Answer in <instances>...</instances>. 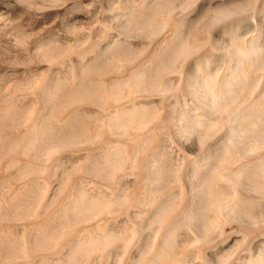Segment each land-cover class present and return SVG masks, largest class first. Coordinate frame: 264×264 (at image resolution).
I'll return each instance as SVG.
<instances>
[{
	"label": "bare ground",
	"instance_id": "obj_1",
	"mask_svg": "<svg viewBox=\"0 0 264 264\" xmlns=\"http://www.w3.org/2000/svg\"><path fill=\"white\" fill-rule=\"evenodd\" d=\"M18 1L0 264H264V0Z\"/></svg>",
	"mask_w": 264,
	"mask_h": 264
},
{
	"label": "rangeland",
	"instance_id": "obj_2",
	"mask_svg": "<svg viewBox=\"0 0 264 264\" xmlns=\"http://www.w3.org/2000/svg\"><path fill=\"white\" fill-rule=\"evenodd\" d=\"M26 9L18 0H0V92L4 91L5 87L13 81L14 68H18L22 75L27 71V65L22 62L20 63V61L29 60V52L27 46L24 44L25 42L28 43L30 39L34 40L41 36L51 37L55 35L62 40L74 39L72 35L70 36L66 32L61 21L62 19L57 14L50 12V15H44ZM61 12H64V10H61ZM77 17L79 18L78 23H76L77 25L81 23L90 25L94 21L93 18L83 11L77 14ZM17 33L23 36L24 43L16 47L14 42L16 35H18ZM84 33L80 35L81 38L87 36V33ZM216 34L218 35L220 32L217 31ZM4 84L5 86H3ZM122 224H125L128 230H132L133 228V224L127 219H123Z\"/></svg>",
	"mask_w": 264,
	"mask_h": 264
}]
</instances>
